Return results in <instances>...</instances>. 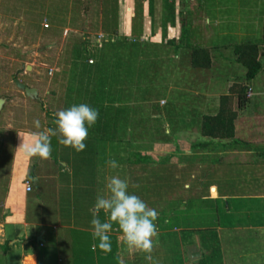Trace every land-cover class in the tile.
Wrapping results in <instances>:
<instances>
[{"label":"rangeland","instance_id":"rangeland-1","mask_svg":"<svg viewBox=\"0 0 264 264\" xmlns=\"http://www.w3.org/2000/svg\"><path fill=\"white\" fill-rule=\"evenodd\" d=\"M64 1L0 0V97L5 99L0 109V202L8 183L17 134L54 128L57 111L86 103L99 111L98 119L89 128L84 141L86 148L75 152L59 144L57 137H52L51 157L47 160L37 158L30 171L31 175H37L32 176L36 178L34 185L40 187L42 193L39 198L47 211L38 213L37 209L32 213L28 210L29 215L38 213L51 217L48 213L54 206L51 190L56 187L62 216L72 210L71 225L90 223L91 209L96 197L105 192L107 178L118 175L128 181L129 193L139 196L157 211V227L159 222H164L166 229H177L153 238L154 252L165 251L172 264H181L182 255L186 264H193L187 259V252L179 246L178 235L188 240L198 236L196 249L202 250L203 245H210L218 253L219 264H264V242L260 245L259 239H255L254 244L248 245L245 241L240 240L237 244L232 240L226 244L225 238L222 239L221 233L214 228L217 222L221 224L226 219L220 211L222 203L214 205L211 200L200 199L207 181L214 178L216 183L239 197L241 207L246 205L241 196L264 192V0H205L199 4L201 7L197 3L192 4L196 7V12H193L195 18L203 20L206 15L211 24L205 30H201L200 25L189 30L197 32L199 39L203 37L211 43L224 45L218 48L222 54L221 68L207 70L208 75H214L212 79L216 77L215 89L225 92L226 83L230 80L244 83L243 67L235 61L232 51L236 43L258 39L261 68L247 81L252 92L248 104L243 110H237V122L246 121L250 127L249 132L239 134L240 137H253L256 142L252 146L255 153L249 155L252 162H235L230 166L211 161L208 157V164L200 162L199 167L194 164L191 170L188 166L178 169L168 163V158L182 157L183 150L177 140L188 136L186 128H195L196 133L192 137L196 142L201 140L197 110L185 108L191 97L183 90H187L184 84H188L201 93L202 83L194 80L190 86L181 76H170L168 70L161 69L162 62L154 59V55L138 52L139 42L126 45L125 55L113 54L115 60L110 59L112 56L108 51L104 56H98L94 65L97 69L78 61L75 67L79 75L73 74L71 58L67 59L68 51L76 44L81 32L77 30L78 33L72 31L69 34L66 26L76 29L68 21L64 23L63 13H56L58 8L62 9ZM88 16L93 21L92 14ZM212 19L216 22L213 23ZM89 24L87 21L84 29L89 45L87 53L83 52V58L80 55L82 61L88 53L92 56L88 55L87 59L92 60L99 53L90 41L94 35ZM64 29L66 35H63ZM214 29L219 32L216 39L210 38ZM212 51L216 59L217 53ZM171 53L172 50L169 55H174ZM163 59L166 61L164 64L174 61L167 56ZM26 65L30 69L26 70ZM13 77L26 86L36 87L37 98L25 96L13 84ZM177 79L183 84H173ZM159 99L164 103L159 104ZM194 101L191 99L190 104ZM36 120L40 122L39 129L34 126ZM153 142L171 144L174 149L156 155V160L150 155L140 154L151 149ZM109 160H115L118 167H109ZM60 163L66 164L64 173L57 171ZM198 177H205L207 181H196ZM245 201L255 206L258 200ZM47 220L52 221L51 218ZM188 226L195 228L187 231ZM223 232L228 233V230ZM2 250L0 247V264H4Z\"/></svg>","mask_w":264,"mask_h":264},{"label":"crops","instance_id":"crops-1","mask_svg":"<svg viewBox=\"0 0 264 264\" xmlns=\"http://www.w3.org/2000/svg\"><path fill=\"white\" fill-rule=\"evenodd\" d=\"M205 0H174V23L166 24L164 30L160 28V18L162 13L161 0H152V10L150 15L147 12V1L144 0L142 3V23L141 33L138 38L139 47L138 52H147L146 56L154 55V59H158L160 67L163 70H168L170 76H181L191 86L195 80L196 83H202V91L199 93L197 88H191L188 84H184L187 90H183L184 93H188L191 99H195L194 102L185 105V108L189 111L197 110V125L199 133L200 117L203 114L215 113L218 105V97L221 94L227 93L228 86L237 81L226 83V91L221 92L219 89H215V79H212L214 75H208L207 70L216 67L215 69L221 68L220 58L222 54L218 52V48H223L224 45H217V43H211L209 40L198 38L197 32L191 33L189 38L190 45L198 44L202 42L203 46L207 48L209 54V66L205 68L192 67L190 65L189 52L190 48L186 46L184 40H178L180 36V24L181 19L184 24L188 23L194 29L200 25L201 30L211 24V21L204 16L205 19L199 20L195 18L196 9L192 4H203ZM201 7V6H200ZM196 8V7H195ZM189 12L191 14H189ZM132 16V0H118V12H117V35L130 37V18ZM152 20V23H151ZM213 23H215V19ZM199 21V22H196ZM200 30V31H201ZM205 30V29H204ZM213 35L216 39L219 33L214 29ZM208 37V35H207ZM209 38V39H210ZM178 40V42H177ZM146 45L142 47V45ZM211 44V45H204ZM216 48V49H215ZM144 50V51H143ZM151 50V51H149ZM174 55H169L170 51ZM217 53V58L213 57V51ZM211 51V52H210ZM152 52V53H151ZM171 53V54H172ZM169 57L170 63L166 62L163 57ZM152 58V57H151ZM232 59V58H231ZM163 60V61H162ZM171 64H174L171 66ZM236 62L235 65L236 66ZM215 65V66H214ZM244 74V69L242 76ZM217 76V75H215ZM180 81L177 79L173 82ZM177 85V84H176ZM169 88V86L167 87ZM250 89V86L248 87ZM248 100L252 96L250 90ZM162 101V103H161ZM164 100L159 99V104H163ZM248 104V101H247ZM231 106L235 107V97H232ZM233 137L227 139H214L209 140L207 137H203L200 134V139L197 142L194 141V133L196 129L186 128L183 139H178L177 144L181 150H183L182 157L171 156L168 158V163L176 165L179 168L188 166L191 170L193 165L199 167L200 162H206L208 164L209 159L211 161H217L223 165H233L236 163H247L252 162L250 154H254L252 146L256 145L253 137H240L239 134L245 135L249 132L250 127L247 126V122H237V116L233 121ZM30 134L27 132H20L16 136V143L13 147V156L10 165V173L8 183L3 195V199L0 202V246L5 244L6 247L2 250L4 264H118V257L124 260V264H172L171 259L166 256L165 251L154 252L152 249L151 253H133L130 254L127 248L120 242L119 231L113 230L110 233L111 240V251L103 252L99 248L96 251L92 250V245L96 243L91 238V224L71 225L72 222V210L68 211L66 215L62 216L61 208L58 202V191L56 187L51 190L54 196V206L48 213H51V217L39 215L44 210L47 211V207L43 201L39 198L41 195V189L39 186H35L34 183H30L32 176L31 168L36 163L37 158L25 157L18 149L21 143V137L27 139ZM174 146L167 143H155L151 145V149L145 150L140 153L142 155H150L154 160L157 159L156 155H161L166 151L171 152ZM165 150V151H161ZM209 157V159H208ZM61 167L57 170L59 173L65 172V163L59 164ZM212 168L214 166L212 165ZM190 176L193 177L190 171ZM53 178V177H52ZM202 177H198L196 181H207ZM214 178L211 181H207L206 189L204 193H201V200H211L214 205L221 204L220 211L224 215L225 222H217L215 230L221 233L222 239L225 238L226 244L232 243L234 240L237 244L239 241H245L246 244L252 245L255 239H259L260 245L264 242V192L259 194H251L241 196L243 199L244 207H241V201L239 197L231 193L229 189H225L222 185H219ZM25 182L30 186V190L26 192L24 190ZM55 185L58 184L55 183ZM186 186V183H184ZM59 190V189H58ZM246 199H256L255 206H251ZM217 201V202H216ZM257 203L260 205L257 206ZM254 204V203H253ZM218 207V206H217ZM39 210L37 214H28V210ZM51 218L53 221H48ZM100 218L103 220L105 216L103 212L100 214ZM91 221V219H90ZM188 230H194L195 227L188 226ZM200 228V227H199ZM158 235H162L168 232H175L177 229L171 227L165 228V223L159 222L158 224ZM228 230V233L223 231ZM231 237V238H230ZM167 238V237H165ZM221 238V237H220ZM180 241V247L182 250L187 252V259L189 262L196 264L198 259L201 257L203 249H196L199 244L198 236L188 240L186 237L182 238L178 235L176 238ZM182 239L184 241H182ZM166 240V239H165ZM182 241V242H181ZM165 243V242H164ZM198 252V255L192 256V253ZM151 257L150 259L148 257ZM181 264H186V259L182 255Z\"/></svg>","mask_w":264,"mask_h":264},{"label":"trees","instance_id":"trees-1","mask_svg":"<svg viewBox=\"0 0 264 264\" xmlns=\"http://www.w3.org/2000/svg\"><path fill=\"white\" fill-rule=\"evenodd\" d=\"M144 0H132V16L130 18V34L128 38L126 36L117 35V12H118V0H65L62 9H57L56 13H63L64 23L68 21V24H71L76 30L67 28L70 33H80L79 38L74 46L68 51V57L71 58L72 73L79 75V70L76 69L75 63L81 61L87 66L92 68L97 63L98 56H104V53L108 51L110 55H125L126 54V45L134 44L138 42V38L141 33V23H142V3ZM147 1V12L150 15L152 10V0ZM161 18H160V28L164 30L166 24L174 23V0H161ZM92 9V12L91 10ZM69 13V14H68ZM68 14V16H67ZM88 14H92L93 21H90ZM189 14H191L189 12ZM67 16V18H66ZM89 22V26L92 28V34L101 33L103 38L100 41V46L93 42V37L91 38V43L94 49H99V53L94 56V59L91 63H87V57L92 56L87 54L82 61L83 52L87 53V40L84 36L86 29V22ZM92 23V24H91ZM152 23V20H151ZM188 24V23H187ZM186 23L181 19L180 24V36L178 40H184V43L187 47L190 48L189 57L190 65L192 67H201L205 68L209 66V54L207 48L199 46L198 44L190 45L189 38L192 35L189 29H193L190 24L187 27ZM78 30V31H77ZM66 32V34H67ZM65 34V35H66ZM177 40V42H178ZM260 42L256 40H244L239 43H236L232 46V51L234 54V59L239 63L244 69V83L242 82H233L227 88L226 94H221L218 97V105L215 113L213 114H203L200 117L199 121V134L203 137H207L209 140L214 139H227L233 137V121L237 116V110H243L248 101L247 91H248V82L251 80L256 73L261 68V63L259 61V49ZM125 49L124 52H122ZM112 52V54H111ZM82 58H81V56ZM93 55H95L93 53ZM81 58V59H80ZM115 57H110L111 60ZM119 60V57H117ZM92 59V58H91ZM66 60V58H65ZM75 67V69H74ZM97 69V68H93ZM91 71V70H90ZM97 71L92 72L95 74ZM87 74V73H86ZM14 78V77H13ZM232 97H235V108L231 106ZM52 140V138H51ZM144 157V156H143ZM3 249L6 247L5 244L1 245ZM203 253L198 259L196 264L204 263L205 264H219L218 253H215L211 246L203 245Z\"/></svg>","mask_w":264,"mask_h":264},{"label":"clouds","instance_id":"clouds-1","mask_svg":"<svg viewBox=\"0 0 264 264\" xmlns=\"http://www.w3.org/2000/svg\"><path fill=\"white\" fill-rule=\"evenodd\" d=\"M99 116L98 109L86 103L74 104L55 113L54 128L47 131L31 133L27 139L21 137L19 151L30 160L38 158L47 160L51 157V138L57 137L58 143L81 152L86 148L84 141L88 137V130ZM35 128H40L39 120L34 121ZM108 166L118 167L115 160H109ZM36 178H30L35 183ZM129 183L118 175L107 178L105 192L98 195L91 209L92 219L91 238L94 243L92 250L97 248L107 253L111 251L110 233L114 230L120 233V242L130 254L151 253L153 238L158 235L155 221L158 213L150 208L139 196L128 191ZM103 212L105 219L100 218ZM151 258L150 256L148 257ZM118 264H124L120 257Z\"/></svg>","mask_w":264,"mask_h":264},{"label":"water","instance_id":"water-1","mask_svg":"<svg viewBox=\"0 0 264 264\" xmlns=\"http://www.w3.org/2000/svg\"><path fill=\"white\" fill-rule=\"evenodd\" d=\"M30 69V66L26 65V70ZM13 84L16 86V88H18L19 90H21L23 92V94L29 98H37V91L38 89L36 87L33 86H26L25 84H23L21 81H19L17 78H13L12 79ZM5 99L3 97H0V109L4 103ZM194 255H198V252H194L192 253V256Z\"/></svg>","mask_w":264,"mask_h":264},{"label":"built area","instance_id":"built-area-1","mask_svg":"<svg viewBox=\"0 0 264 264\" xmlns=\"http://www.w3.org/2000/svg\"><path fill=\"white\" fill-rule=\"evenodd\" d=\"M43 26H46V24H43ZM65 34H66V29L63 30V35H65ZM102 38H103V36L101 35V33H96L94 35L93 42L97 45V47L100 46V41H101ZM87 62L88 63H91L92 62V59L91 58H88L87 59ZM250 94H251L250 93V89H248L247 96H249ZM161 103H162V101H161ZM24 190L26 192H28L30 190V186H29V184L27 182H25Z\"/></svg>","mask_w":264,"mask_h":264}]
</instances>
